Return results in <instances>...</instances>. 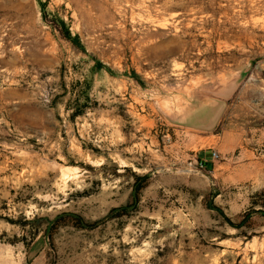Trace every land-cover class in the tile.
Returning a JSON list of instances; mask_svg holds the SVG:
<instances>
[{"label":"rangeland","instance_id":"obj_1","mask_svg":"<svg viewBox=\"0 0 264 264\" xmlns=\"http://www.w3.org/2000/svg\"><path fill=\"white\" fill-rule=\"evenodd\" d=\"M263 189L264 0H0V264H264Z\"/></svg>","mask_w":264,"mask_h":264},{"label":"trees","instance_id":"obj_2","mask_svg":"<svg viewBox=\"0 0 264 264\" xmlns=\"http://www.w3.org/2000/svg\"><path fill=\"white\" fill-rule=\"evenodd\" d=\"M140 189L141 187H136V192H139ZM256 207H258V209H256ZM254 212L262 213L264 215V189L253 197L251 210L247 213V217H251Z\"/></svg>","mask_w":264,"mask_h":264},{"label":"bare ground","instance_id":"obj_3","mask_svg":"<svg viewBox=\"0 0 264 264\" xmlns=\"http://www.w3.org/2000/svg\"><path fill=\"white\" fill-rule=\"evenodd\" d=\"M212 143L213 141L211 139H202L199 141L197 146L206 147V146H210Z\"/></svg>","mask_w":264,"mask_h":264},{"label":"built area","instance_id":"obj_4","mask_svg":"<svg viewBox=\"0 0 264 264\" xmlns=\"http://www.w3.org/2000/svg\"><path fill=\"white\" fill-rule=\"evenodd\" d=\"M218 156H219V155H218V153H216V152H214V153L212 154L213 159L217 158ZM205 162H206V161H201V165H202V166L205 165Z\"/></svg>","mask_w":264,"mask_h":264},{"label":"crops","instance_id":"obj_5","mask_svg":"<svg viewBox=\"0 0 264 264\" xmlns=\"http://www.w3.org/2000/svg\"><path fill=\"white\" fill-rule=\"evenodd\" d=\"M205 161H209L207 158H206V155H205V157H202ZM206 158V159H205Z\"/></svg>","mask_w":264,"mask_h":264}]
</instances>
